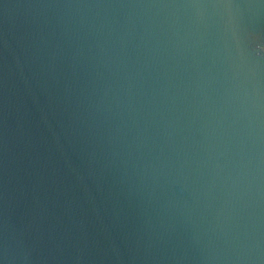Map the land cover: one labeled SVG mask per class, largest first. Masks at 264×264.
Returning a JSON list of instances; mask_svg holds the SVG:
<instances>
[{
  "label": "water",
  "instance_id": "obj_1",
  "mask_svg": "<svg viewBox=\"0 0 264 264\" xmlns=\"http://www.w3.org/2000/svg\"><path fill=\"white\" fill-rule=\"evenodd\" d=\"M0 264H264V0H0Z\"/></svg>",
  "mask_w": 264,
  "mask_h": 264
}]
</instances>
